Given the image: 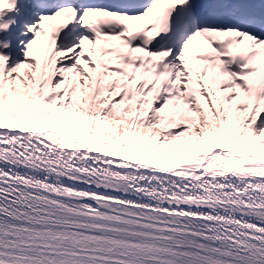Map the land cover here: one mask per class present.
I'll use <instances>...</instances> for the list:
<instances>
[{"label": "snow or ice", "instance_id": "obj_1", "mask_svg": "<svg viewBox=\"0 0 264 264\" xmlns=\"http://www.w3.org/2000/svg\"><path fill=\"white\" fill-rule=\"evenodd\" d=\"M0 264H264V0H0Z\"/></svg>", "mask_w": 264, "mask_h": 264}]
</instances>
